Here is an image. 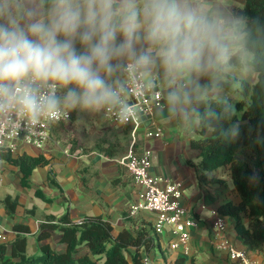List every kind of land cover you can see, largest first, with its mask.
<instances>
[{
	"label": "clouds",
	"instance_id": "obj_1",
	"mask_svg": "<svg viewBox=\"0 0 264 264\" xmlns=\"http://www.w3.org/2000/svg\"><path fill=\"white\" fill-rule=\"evenodd\" d=\"M249 45L247 17L198 0H0V130L35 134L74 112L127 123L134 93L155 90L156 114L187 130L230 120L234 105L208 97L251 73Z\"/></svg>",
	"mask_w": 264,
	"mask_h": 264
},
{
	"label": "trees",
	"instance_id": "obj_2",
	"mask_svg": "<svg viewBox=\"0 0 264 264\" xmlns=\"http://www.w3.org/2000/svg\"><path fill=\"white\" fill-rule=\"evenodd\" d=\"M233 14L248 18L249 46L256 54L252 70L257 74V82L253 84L230 74L222 77L221 92L227 96L212 93L208 99L217 107L215 101L227 98L235 107V115L212 126L198 125L190 138V149L198 153L197 162L185 163L194 169L200 185H225L224 176H228L232 184L230 196L235 199L225 200L217 211L235 220L237 239L243 248L264 253V0H243V6L235 8ZM234 124H238L239 134L225 136V130ZM94 149L114 156L112 145ZM0 160L19 169L23 175L21 184L26 187L36 168L50 165L44 156L14 157L5 149L0 150ZM218 171L222 173L220 176L213 174ZM54 181L50 171L49 185L61 190ZM36 195L45 199L39 190ZM2 204L11 217L20 205L18 196H7ZM22 232L24 235L18 234L11 244H0V264H142L144 255L161 249L152 224L146 221L135 232L131 229L116 232L102 216H89L75 223L66 212L61 217H48L40 226L34 246L26 236L29 229L23 228ZM166 264L195 263L177 257L168 262L166 259Z\"/></svg>",
	"mask_w": 264,
	"mask_h": 264
},
{
	"label": "crops",
	"instance_id": "obj_3",
	"mask_svg": "<svg viewBox=\"0 0 264 264\" xmlns=\"http://www.w3.org/2000/svg\"><path fill=\"white\" fill-rule=\"evenodd\" d=\"M198 2L209 11L218 9L225 14H233L235 8L243 6V0H198ZM154 123L165 127L166 132L162 140L163 147L154 153L153 174L182 182L183 202L189 208L188 217L197 222V226L190 231L188 244L177 251L165 250L163 242L171 240L169 234L159 238L164 264L166 259L168 262L177 257L185 258L187 263L232 264L226 252L217 249L221 239L213 228V211H217L225 200L231 199V182L225 185H200L194 169L185 163L186 160L197 162L198 153L190 149L189 138L187 140L189 143L186 142L182 150L179 148L182 137L178 123L167 121L158 115ZM61 126L62 123L51 126L50 140L44 149L38 150L20 145L13 154L14 157L25 154L31 157L44 156L50 161V165L38 167L32 172L27 179V187L21 184L23 175L19 169L0 160V232L7 234L6 244H11L18 234L24 235L23 228H28L29 233L26 236L29 237L31 246H34L40 226L47 222L48 217H61L66 212H69L71 220L75 223H81L89 216H102L113 225L116 232L122 229H131L135 232V228L139 227L142 221L153 225L151 215L140 216L138 219H131L128 215L129 207L137 201L140 191L127 171L117 163V158H121L127 152L130 143L129 129L114 125L120 129L121 138H118L124 142L120 143L119 147L124 149L123 152H114V156L109 157L107 153H100L95 149L84 152L82 147L69 153L71 145H61L63 141ZM141 133L144 134V130ZM149 142L150 140L142 136L138 143L139 151L147 148ZM110 144H105L104 149ZM50 171L54 174V184H58L61 190L49 185ZM213 174L220 176L222 173L218 171ZM224 178L227 179L226 176ZM38 190L49 201L37 197ZM7 196L13 198L18 196L20 205L16 208L13 217L8 215L2 204V200ZM228 218L230 217H224L226 230L222 235L239 246L241 243L237 239L235 220L230 218L231 222H228ZM146 255L154 261L157 256L156 251ZM251 257L263 260L264 253H252Z\"/></svg>",
	"mask_w": 264,
	"mask_h": 264
},
{
	"label": "built area",
	"instance_id": "obj_4",
	"mask_svg": "<svg viewBox=\"0 0 264 264\" xmlns=\"http://www.w3.org/2000/svg\"><path fill=\"white\" fill-rule=\"evenodd\" d=\"M161 96V90L134 93L131 102L138 106L139 119L121 123L112 115H105V117L112 124L129 129L130 133L127 152L117 159L118 165L127 171L133 182L140 188L137 201L129 207V217L138 219L144 215L153 216L152 227L157 237L161 238L169 234L171 237L169 248L171 251H177L188 244L191 237L190 231L197 226V222L188 217L189 208L183 202V184L180 181L153 174L154 152L148 148L141 149V151L138 149L142 136L147 140H152L160 139L163 135L162 127L154 123ZM69 120L70 118L58 119L54 123L44 121L38 126L35 134L23 131L17 133L9 129L0 130V150L5 149L14 154L20 145L42 150L50 140L51 126ZM142 130L144 134L141 133ZM213 216V228L221 239L217 249L225 251L232 264H264V259H253L251 252L223 236L226 230L224 217L218 211H213ZM6 243H8L7 234L0 232V244ZM142 264L158 263L149 255H144Z\"/></svg>",
	"mask_w": 264,
	"mask_h": 264
},
{
	"label": "rangeland",
	"instance_id": "obj_5",
	"mask_svg": "<svg viewBox=\"0 0 264 264\" xmlns=\"http://www.w3.org/2000/svg\"><path fill=\"white\" fill-rule=\"evenodd\" d=\"M230 75L236 76L240 79H246L249 82L255 84L257 82V74L251 69L250 74H246L245 72H242L240 70H234L230 73ZM220 94V93H219ZM225 93L221 92L220 95H223L222 97H226L224 95ZM219 95V96H220ZM180 127V136L182 137V142L180 143V149L184 147V144L187 142V140L193 136L195 129L193 128L191 130L185 129L182 125L178 124ZM62 129V144L63 146L71 145L70 152L72 150H76L78 147H82L84 152H90L92 149L97 148L99 146H104L105 144H109L113 146L115 153L123 152L124 147L120 148V143L124 142L123 140H120L121 136L119 135L120 129H118L116 126H114L111 122L107 120L105 115H81L78 116L77 113H72L71 118L69 121L62 123L61 126ZM163 135L160 139H152L146 146L148 149L152 150L154 153L157 151V149H160L163 147L162 140L165 137L166 129L165 127H162ZM119 137V138H118ZM172 146H170L171 148ZM119 148V149H118ZM174 154H172L173 156ZM118 159V158H117ZM227 182H230L228 180V176L226 175ZM34 181V179H32ZM230 198H234V196H230ZM228 222H231L230 218H228ZM159 239V238H158ZM159 241H161L159 239ZM163 244L165 245V250L171 251L169 248V242L164 241ZM242 245H239L241 247ZM156 258L155 262L158 264H164V260L161 258L162 255L160 253L159 248L156 249ZM252 254V252H251Z\"/></svg>",
	"mask_w": 264,
	"mask_h": 264
}]
</instances>
